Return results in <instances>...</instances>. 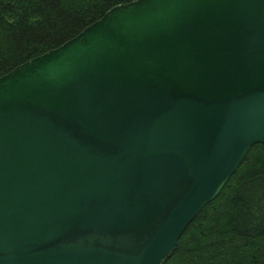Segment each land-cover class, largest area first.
Returning <instances> with one entry per match:
<instances>
[{"label": "water", "instance_id": "95a60500", "mask_svg": "<svg viewBox=\"0 0 264 264\" xmlns=\"http://www.w3.org/2000/svg\"><path fill=\"white\" fill-rule=\"evenodd\" d=\"M264 144V0H135L0 78V264H164Z\"/></svg>", "mask_w": 264, "mask_h": 264}, {"label": "trees", "instance_id": "16d2710c", "mask_svg": "<svg viewBox=\"0 0 264 264\" xmlns=\"http://www.w3.org/2000/svg\"><path fill=\"white\" fill-rule=\"evenodd\" d=\"M135 0H0V78ZM164 264H264V144L188 226Z\"/></svg>", "mask_w": 264, "mask_h": 264}]
</instances>
